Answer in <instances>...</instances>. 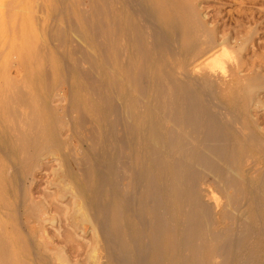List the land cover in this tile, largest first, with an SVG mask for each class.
I'll use <instances>...</instances> for the list:
<instances>
[{
	"label": "bare ground",
	"instance_id": "6f19581e",
	"mask_svg": "<svg viewBox=\"0 0 264 264\" xmlns=\"http://www.w3.org/2000/svg\"><path fill=\"white\" fill-rule=\"evenodd\" d=\"M70 1H67L68 4ZM135 1L81 0V7L89 5L90 8H82L76 16L73 15L75 17L68 13L72 30L80 39L87 42L91 40L94 44H89L94 45L96 53L100 52V56L96 55L98 58L90 49L76 52V58H71L73 67L89 83L96 98H101L104 93L103 78L100 79L96 73L100 65L105 66L107 62L113 66V81L107 80L111 81L110 85L113 83L117 86V90L119 88L114 95L121 97L128 91H134L140 98H136L138 106L135 113V109L131 108L133 100L130 101L131 107L126 104L124 108V103L116 105V101L112 102L115 96L106 93L105 111L111 115V119L105 138L110 141L111 149L106 147L108 150L104 152L106 154L101 162L96 156L99 153L94 154L93 150L80 154L74 164L67 163L65 170L71 175L78 174L82 182L77 184L69 177L71 182L58 185L51 201L46 198L35 201L31 185L35 179V170L41 167L43 152L68 143L62 140L61 127L59 129V113L63 109L46 105V101L42 102L46 103L45 106L40 105L42 108L36 109L35 102L32 104L24 87L16 86L10 69L25 51L24 42L28 38V30L31 26L33 29L35 20L38 19L39 24L41 19L36 16L33 21L27 0H0V12L3 13L0 15V125L3 126L0 137L6 135L9 142L5 144L10 147L7 151L0 139V157H10L11 152L15 155V164L13 161L7 164L0 158V264H71L72 256L78 253L72 241L73 235L80 231V220H83L84 227L92 225L96 239L86 251V256L95 264H99L98 255L107 260V264H243L239 263L237 256L241 247L248 243L251 228L237 240L219 235L210 228L206 206L196 189L198 175L194 165L215 170V158L234 165L242 155L238 154V147L244 143L240 140L242 144L238 145L237 138L240 135L245 137L246 144L259 149L264 155V141H261L263 137L258 133V122L250 112L255 101L254 94L264 88V73L260 71L264 64L259 62L261 68L253 65L260 69L258 72L252 68L250 73L247 72L248 76L240 75L242 60L232 56L228 50L230 37L218 40L216 30L208 28L196 0H140V3L136 1L137 4ZM117 3L131 7L130 15L124 18V12L121 17V11L119 16ZM61 29L55 31V38L64 37L66 31L63 33ZM253 34L256 32L253 31ZM123 38L133 48V56H130V52L128 55L129 47L123 48L124 50L120 48L125 44L117 46ZM183 41L186 43L183 44ZM64 43L66 44L65 41ZM42 48L39 49L40 52L45 51ZM90 48L92 49L91 46ZM232 48L237 50L235 47L230 49ZM183 50L191 55V63L188 64L189 67L193 65L191 69L186 64H180L181 61L178 65L169 63L170 58H180ZM41 54L44 55L40 53L39 56ZM203 58L207 60L199 62ZM225 58H229V61ZM85 63L89 65L88 68L83 66ZM66 70L69 72V68ZM108 71L111 73L110 68ZM47 73L48 71L46 75ZM182 74L185 78L181 77ZM59 75L56 74L58 78ZM50 79L53 80L52 77ZM45 80L46 76L42 83ZM52 80L50 83H53ZM36 83L38 84V80ZM79 83H76L77 88L82 85ZM84 89L86 88L81 89L83 95L86 91ZM78 90L75 93H79ZM86 94L87 92L84 97ZM82 101L81 99V105ZM23 106L25 110L26 107L30 109L29 114L24 113ZM81 108L79 107V111ZM89 113L88 111V115ZM44 117L45 120H42ZM84 117L86 116L79 115V128L85 126L87 118ZM216 119L222 120V127L209 124ZM96 120L100 119L97 117ZM77 132L80 134L79 129ZM194 133L198 136L192 141ZM102 134L100 137H103ZM91 140V145L94 148L98 146L99 150L100 144L106 145L107 142L97 134H93ZM132 143L135 152L132 150L130 156L126 154L127 157L124 158L115 153L116 147L123 153ZM196 143L201 146H196ZM13 179H17L16 186H12ZM123 179L127 180L126 184L121 183ZM261 183L264 185V180ZM230 187L234 189V193H231L234 200H240L248 193L241 174L232 177ZM9 194H12V199ZM65 198L79 207L72 214L67 211L63 213L59 208L58 214L53 213L58 201L55 199ZM31 221L37 222L40 227H44L47 221H68V228L62 235L63 246L54 244V251H51L53 238L29 231ZM42 232L46 234L45 229ZM228 242L230 246L223 253Z\"/></svg>",
	"mask_w": 264,
	"mask_h": 264
},
{
	"label": "rangeland",
	"instance_id": "374dc122",
	"mask_svg": "<svg viewBox=\"0 0 264 264\" xmlns=\"http://www.w3.org/2000/svg\"><path fill=\"white\" fill-rule=\"evenodd\" d=\"M28 1L30 4V8L33 12V13L31 12V16H32L33 21H34V17L36 18V16H37V18L40 17L39 19H41V22H39V24H38V19H37V21L35 20L34 21L35 23L33 24L34 30L32 29V26L29 29L30 31L28 30L29 34L32 35V37L28 34V36H27L28 38L24 42L25 51L21 55H22V57H24V56L25 57L23 59L20 56V60L13 67H11L10 72L15 77V81L17 84L16 86H18V88H21V86H23L24 88L23 87L22 88L24 89V91H26L29 94L30 101L32 102V104L35 102L34 106L36 109L42 108L43 106H45L46 103H47L46 105L49 104L50 106H58L61 109H63V112L59 113V117L61 118V123L59 124L61 126H59V129L61 127V129H60L61 133L60 134H61L62 140L64 141V143H65V141H66V143L67 142L68 143L66 145L64 144V145H61L59 147H51V148H49L43 152L42 158L40 160L41 161V164H40L41 167L38 168L37 170H35V172H34L35 179L31 185V192H32L33 197L36 198L35 201H38L42 198H46V199L51 201L53 196H55L54 195L55 190L57 189L58 185H61L63 182L65 183L66 181L69 182L71 180V178L77 184L82 182L81 177L78 174L74 173V175H71V174H68L66 172L65 169H66L67 163L74 164L76 157H79L80 154H82L84 152H90V151L92 152V150H93L92 153H94V154L99 153V154H96V156L98 158H100L99 161L101 162V158L103 157V155L106 154L104 152H107L108 149H111L110 141L107 138H105L106 137L105 135L107 133V129L109 128L110 119H111V115H109V113L107 111H105V107L107 104V99H106L107 97L106 96H107V94H109L110 96H113L115 94V91H118L119 88L117 90V86H114L113 83L110 85L111 81L107 80V79L112 80L111 74H112L113 68H111V67H113V66L109 62L105 63V66H104V64H103V66L101 64L99 67L100 69H98L99 70L98 72H97V69L95 70V73L97 72L96 74L98 76H100V79L101 78L106 79V80L101 79L102 82L104 83V85H103L104 93L102 94L103 96L101 97L103 99H101L98 96L96 98V95L94 94V92H91L93 90H92V88H90L89 83H87L84 79H82L78 75L77 68L73 67L74 63L72 60L74 58H76V56L78 55V53H80V51L84 52V51H88L90 49L89 51H91V53H93V55H95V57H97L98 54L100 56L99 51L97 53L95 52L96 49L93 45L94 43L91 40L89 41V39H88L89 42H87V40L85 41L84 39H82V38L80 39L79 36H77V34L71 28L72 26H71V21H69L70 19H68V18H70L69 17L70 15H71V17H75L80 11H82V8H85V9L90 8L89 5H85V6L82 5L83 7H81V5H80L81 0H72V2L76 4V5L74 4L75 6L73 5V3L70 0H27V2ZM67 1H70L69 4ZM136 1L138 3H140V0H136ZM136 1H135V4H137ZM117 4H119V3H117ZM196 5L198 6L199 11H200L203 19L207 23L208 28L216 30V32H217L216 35H217L218 40H221V39L223 40L224 38L230 37V45L227 46L228 50L230 51L232 56H236L240 61L242 60L241 64H243V65H241L242 67L241 66L239 67V70L241 71V72L239 71L240 75L245 74V76H248L250 71L252 70V68L253 69L255 68V67H253V65L260 67L259 62L264 61V0H196ZM65 6L69 7V9L66 8ZM115 6H116V4H115ZM132 6H134V4ZM0 7H2V6H0ZM116 7H117L116 9H118L117 12H118L119 16L121 14V11H122L121 17H123L124 12H125L124 18L130 15V12H131L130 8L131 7L129 8V6H123L121 4L117 5ZM123 7H124V9H123ZM3 9L5 10L4 7H3ZM1 10H2V8H1ZM4 10H3V12H4ZM66 10H68L67 13H66ZM76 10H78V11H76ZM1 13L2 12H0V15L3 14V13L2 14ZM62 13H64V14H62ZM126 13H128V14H126ZM73 15H75V16H73ZM57 29L58 30L61 29V31H63V33H64V31H66L64 34V37L62 38L63 40L59 39V38L57 39V37L55 38V35H56L55 31ZM252 30L254 31V33L256 32V34H253ZM123 39L119 40L117 46L120 47L121 44L127 45V46L124 45L120 48L126 49L129 47L128 55L131 53L130 56H133V48L128 43H126L125 39L124 40ZM58 40H60V41L62 40V41L59 42ZM64 41L66 42V44L64 43ZM90 42H92L93 44L92 43L89 44ZM60 43L62 45H60ZM182 43L185 44L186 41H183ZM42 45H44V46H42ZM90 46L92 47V49L90 48ZM230 46L237 48V50L236 49L234 50L233 48L230 49L231 48ZM41 48L43 49V51L44 50L46 51V49H47L48 50V51H46L47 53L45 51L40 52L39 49L41 50ZM64 49H65V51H61ZM72 49H74V50H72ZM232 50H234V51H232ZM69 51H71L70 54L68 53ZM73 51L75 52V55H74ZM184 51L185 50H183L181 52L180 58H178L179 56H175L172 59L169 57L170 58L169 63H171L173 65V64H177L179 61H181L180 64H186L185 66L188 67V69H191L193 67V65H191L190 67L188 65L191 63V55L189 54V52H187V51L184 52ZM39 52L43 53L46 56H44V55L42 56V54H41V56H39L40 55ZM76 52H78V53H76ZM48 54H49V58H47ZM68 54H69V56H68ZM71 54L73 55V57H70ZM67 58H68V60H67ZM71 58H73V59L71 60ZM181 58H183V59H181ZM184 58H185V60H184ZM48 59L51 60L50 61L51 63L49 62ZM56 59L58 60V63L61 64V66L59 64H57ZM69 59H70V61H69ZM225 59H226V61H229V58H225ZM61 60H62V63H61ZM204 60H207V58H203L199 62L203 63ZM182 61H183V63H182ZM262 62H261V64L263 65L264 63H262ZM65 63H66V66H65ZM50 65H52V66H50ZM68 65H69V67H68ZM83 66L85 68H88L87 66H89V65L87 63H85ZM106 67H108L107 68L108 70L110 68L111 73H109V71L107 69L105 70ZM258 67L255 68V70H257V72L260 70V69L258 70ZM43 68H44V70H42ZM60 68H61V70H60ZM68 68H69V72L66 70ZM102 68L105 71H107L106 75L104 73L105 71L104 70L102 71ZM49 70H51V72ZM180 70L182 71L181 68H180ZM46 71H48L47 75H46ZM260 71L264 73V67H263V70L261 69ZM38 72H41V74H42V72H45V73L42 74L43 76H41V74L40 73L38 74ZM67 72H68V74H67ZM120 72H121V70H120ZM247 72H249V73H247ZM49 73H51L52 75ZM59 73H60V75H59ZM69 73H70V75H69ZM35 74H37V75L35 76ZM56 74H57V76L59 75V78L56 76ZM61 75H62V77H61ZM37 76H39V77H37ZM45 76H46L45 83H42L43 79H45ZM48 76H50V78L52 77L53 80L50 79ZM69 76H72V77L70 78ZM74 76H75L76 80L74 79ZM101 76H103V77H101ZM106 76H108V78H106ZM35 77L38 80V84L36 83L37 80L35 79ZM63 77H65V78H63ZM181 77L185 78V75L182 74ZM57 79H59V80L57 81ZM29 80H31V81H29ZM51 80L54 83V85H53V83H50ZM80 80H82V81H80ZM83 81H84V83H83ZM27 82H29V83H27ZM74 82H75V84H74ZM79 82H81V83H79ZM108 82H109V86H108ZM202 82H203V80H202ZM56 83H57V86H55ZM76 83H79L80 85L82 84L80 86L81 89L86 88V89H84V90H86L84 92V95L86 92L88 94V95L86 94V96H87V97L85 96L86 98L84 97L83 93L81 92L83 90H81L79 88V85L77 88ZM32 84L34 85V89H36L35 90L36 93L33 89ZM47 84H48V86H47ZM50 84H52L53 86ZM74 85H76L75 88H74ZM51 87H54V88H51ZM37 88L39 91L37 90ZM55 89H56V91H55ZM110 89H111V91H110ZM76 90H78L79 93H75ZM106 90H107V92H106ZM31 91H33V92L31 93ZM47 91L48 92L50 91V92L48 93ZM258 91L256 92V94H254L255 101H254V104L252 105L253 107L252 106L250 107V109H251L250 112H251V115H253L252 117H254L258 122L257 131H258V133H260V136L262 135V137H263V139H261V141L262 140L264 141V88L263 89L261 88ZM37 92L38 93L40 92V93L38 94ZM133 92L131 91V93H130V91H128L125 95H123L121 97H119V96L116 97L114 95L115 98L113 99L114 101H112V102L115 103V101H116V103H115L116 105H119V104L121 105L124 103L123 105L125 108L126 104H129L130 106L129 105H127V106L131 107V103L134 101L133 105L134 104L135 105L134 106L132 105L131 108L136 110V107L138 106V103H136V102H138L136 100V98L137 97L140 98V97L136 92H134V94H132ZM74 93L77 94L78 96L74 95ZM257 93H258V95H257ZM79 94L81 96L80 100H79ZM89 94H90L91 98H90ZM217 95H219V94L217 93ZM52 96H54V97H52ZM37 97H39V99ZM71 97H72V100H71ZM83 98H85V99H83ZM88 98L90 100H88ZM81 99L83 100L82 105L80 103ZM117 99L120 101H118ZM45 101H46V103H42ZM130 101H132V102H130ZM40 102H41V104H40ZM83 102H85L88 105H86L85 103L83 105ZM88 102L89 103L91 102L90 105ZM76 106L77 107L79 106L80 108L83 106V108H81V110L79 111V107L77 108ZM93 106L95 107V109ZM216 107H217V105H216ZM87 108H88V110H85ZM73 109H75V111ZM83 109H84V111H83ZM22 110L24 111V113L29 114V112H30L29 111L30 109L28 107H26V110H25V106L22 107ZM135 110H133V112L136 113L137 110L136 111ZM88 111L90 112L89 113L90 115H88ZM92 112H93V115H92ZM80 114H82L83 116H86V117H84V119L87 118L88 120L86 119L85 124H84L85 126L79 128L78 126H79V115ZM101 114H102V117L104 116L103 118L99 117V116H101ZM43 115L46 117V114L44 112H43ZM96 116L100 120L103 119L101 121L102 123L100 122V120H98L100 122L98 124L102 127H100L98 124H95V122L96 123L98 122L96 120V118H97ZM45 117L42 120H45ZM104 124L106 125V128H105ZM209 124L210 125L216 124L215 127L217 126L218 128L223 126L222 120H218V119H216L214 121V123H209ZM97 126L99 127V130H98ZM118 126H119L118 130H119L120 125H118ZM95 127H96V129H95ZM2 128H3V126L1 127V125H0V130H1L0 133H2ZM77 128L80 130V134L77 132L78 131ZM101 128H102V130H100ZM101 131L103 134L101 133ZM92 133L95 135L97 134V136L101 140H103V138L106 139L108 142V143L106 142L107 146L104 143V144H100V150L97 148L98 146L97 147L95 146L96 148H94V146L91 145L93 143V140H91L92 135H93ZM100 134H102L101 136H103V137H100ZM118 134H120V132ZM5 136L6 135H2L0 137L1 142L3 141L1 144L3 145V147L4 146L7 147L6 149H8L7 151H9L10 147L7 145L9 141L7 140V138ZM197 136H198V134L194 133V135L192 136L193 137L192 141ZM240 136L242 139L240 138ZM240 136H239V138H237V141L239 143L238 145L242 144L240 142H244V143L242 144L243 146L240 145L238 147V154L240 153L239 154V156H240L242 153V155L238 159V162H236L234 165L225 164L221 160H219L218 158L214 159V161L217 165V169H215V170H211V169H208L204 166L197 165V164L194 165L196 172H197V175H198V180L196 181V189H197V192L199 193V195L202 197L203 203L206 206V212L210 218V228L215 233H217L219 235H223V236H225L231 240H237L238 237H240L244 233L248 232V230L250 231V228H251L250 232H252V233H250V236L248 238V240H249L248 243L245 244L244 247H241L240 252L238 253L237 258L239 259V263H243V264H247V263L248 264H264V241H263L264 240V233H263L264 232V206H263V204H264V192H263L264 185H263V183H261V181L263 182V180H264L263 179V176H264V155H263V152L260 151L259 149L251 146L249 143L246 144L247 141L245 142V137H243V135H240ZM5 140H6V142H4ZM237 141H236V143H237ZM5 143H7V144H5ZM196 146L200 147L201 145L199 146V144L196 143ZM245 146L249 148V149L245 148V149H248L246 151L243 148ZM250 147H252V148H250ZM94 149H95V151H94ZM127 149H129V151ZM127 149L124 150L125 153L123 151H122L123 153H121V150H119V148L116 147L115 153L117 155L120 154V155H122L121 157L126 158L127 155L130 156L133 153V152H131L132 150H134V152H135V147H134L133 143ZM242 150H244V151H242ZM102 151H103V153H102ZM250 151H253V152H250ZM11 153L12 154H9L10 157L9 156L6 157L5 155L1 156L0 157L1 160L7 164H9L8 162L13 161V163L15 164V155L13 154V152H11ZM5 158H6V160H5ZM10 158H12L14 160H10ZM8 159H9V161H8ZM74 169L76 170L75 167H74ZM66 174L68 175V177H66L67 176ZM239 174H241V176L245 179L246 189L248 190L247 195L244 196L245 198L244 197L242 198L243 201H242V199H240V200L235 199L234 200L231 196V193L232 192L234 193V189H232L230 187V180L232 179V177L238 176ZM69 177H71V178H69ZM259 178H260V180H258ZM15 180L14 179L12 180L13 181L12 186H16L17 179H15ZM63 180H65V181H63ZM253 180H255V181H253ZM121 183L126 184L127 180L123 179V180H121ZM258 183L261 184V187ZM257 184H258V186H257ZM256 189H258V190H256ZM256 193H258V194H256ZM68 196H70V194H68ZM9 198L12 199V194H9ZM55 200H58V201H56L57 204L54 207V211H53V213H55V214L59 213L57 211V208L63 210V213L65 211H67V212H70L72 214L73 211L75 210V208L79 207V205L75 206V204L74 205L71 204V201L66 200V198L62 199V200H59V199H55ZM258 206H260V207H258ZM244 208H246L247 210L246 209L244 210ZM248 209H249V211H248ZM254 212H256V213H254ZM257 213H258V215H257ZM247 215H249L250 217H248ZM259 216H261V217L259 218ZM254 219H255V221H253ZM256 220H258V222ZM67 223H68V221H64L63 223L47 221L44 223V227H42V226L40 227L37 222L31 221L32 227L29 228V231H31L33 234H35V233L36 234H42L44 236H49V237L53 238V241H51V240H48V241L52 242V244L50 245L51 246L50 250L54 251V246H53L54 244L59 245V246H63L62 235L64 234V232L68 228ZM254 223H256V224H254ZM78 224L80 225V231L77 234L73 235V241H72L75 248L77 249L78 253L76 255L72 256L71 264L72 263L73 264H95V262L93 260L88 259L86 256V251H88V249L91 247V245H93L94 240L96 239V237L94 236V232L92 230V225L89 224L88 226L84 227L83 220H80L78 222ZM247 224L248 225L250 224L249 225L250 227ZM247 226L249 227V229L247 228ZM44 229L46 230V234L42 232V230H44ZM260 230H263V231H260ZM100 238H103V237H100ZM262 243H263V245H262ZM229 244H230L229 242L226 243V245L223 248V253L228 250V248L230 246ZM98 256H99L98 257L99 258V262H98L99 264H107V260L105 261V259H103L102 256H100V255H98ZM249 259H250V261H249ZM242 260H243V262H242ZM219 264H221V262Z\"/></svg>",
	"mask_w": 264,
	"mask_h": 264
}]
</instances>
